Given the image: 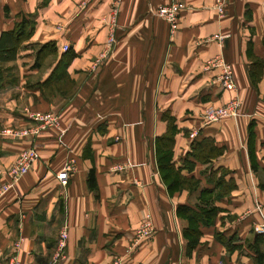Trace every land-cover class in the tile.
I'll return each mask as SVG.
<instances>
[{
    "label": "crops",
    "instance_id": "obj_1",
    "mask_svg": "<svg viewBox=\"0 0 264 264\" xmlns=\"http://www.w3.org/2000/svg\"><path fill=\"white\" fill-rule=\"evenodd\" d=\"M214 3L0 0V33L26 16L34 21L29 42L57 46L40 68L30 49L21 51L10 63L16 81L0 88V184L22 150L39 152L0 194V264H256V235L264 249V232L255 231L264 222V0H225L223 15ZM172 4L181 6L171 35L157 9ZM67 50L74 55L63 78L46 87ZM225 64L231 90L220 81ZM234 99L235 115L205 119L208 106ZM46 110L59 114V127L30 140L3 134L6 126L38 128L31 114ZM170 126L173 161L196 187L170 192L161 178L156 139ZM180 205L218 208L193 248ZM146 217L154 229L139 237ZM65 223L64 256L54 262Z\"/></svg>",
    "mask_w": 264,
    "mask_h": 264
},
{
    "label": "trees",
    "instance_id": "obj_2",
    "mask_svg": "<svg viewBox=\"0 0 264 264\" xmlns=\"http://www.w3.org/2000/svg\"><path fill=\"white\" fill-rule=\"evenodd\" d=\"M33 29L34 21L29 17L22 16L21 19L15 23L12 29L2 31L0 33V88L4 87L6 84L16 81L15 66L10 65V63L16 61L20 57L21 51L30 49L32 55L34 56L32 68H40L44 64L47 57L57 53V46L54 41H47L43 43L29 42ZM73 55L74 54L70 52V50L65 51L57 62L55 68L52 70L50 76L44 80L42 84L46 87L50 85H58L63 78L61 76L63 75ZM176 131L177 129L175 127L170 126L163 135L157 137L156 139L157 167L162 180L167 185L170 192L182 188H193L199 183V180L194 177L183 176L181 174V166L173 161L172 146ZM249 151L251 167L255 171H258V164L255 160L251 145ZM193 154L194 153L192 152V155ZM186 164L190 169L193 167V163L189 160L185 161L184 165ZM87 178L89 186L91 188L96 187L93 168L89 170ZM259 187L264 190V177L260 180ZM217 211L218 208L215 206H198L193 208L188 205H180L177 207L176 212L188 221V226L184 230V233L188 238L189 246L191 248L195 247L198 243L200 227L213 223ZM217 237L222 240L219 235H217ZM252 248H254L256 252L254 257L255 263L264 264V249L262 248L261 235H256L255 243H253Z\"/></svg>",
    "mask_w": 264,
    "mask_h": 264
},
{
    "label": "built area",
    "instance_id": "obj_3",
    "mask_svg": "<svg viewBox=\"0 0 264 264\" xmlns=\"http://www.w3.org/2000/svg\"><path fill=\"white\" fill-rule=\"evenodd\" d=\"M224 5H225V0L217 1L215 8L220 15L224 13ZM157 14L169 23L170 34L172 35L177 25L176 5L160 6L157 9ZM110 41L112 42L113 40L111 39ZM67 48L68 46L66 45L63 47L64 50H66ZM101 59L102 57L97 58L96 61L94 62V66H97L100 63ZM220 81L226 89L229 90L234 89L232 72L228 64H225L223 66V74L221 76ZM238 107L239 104L237 100L234 99L224 105L208 106L205 110L204 116L208 122L220 121L224 118L235 115L237 113ZM31 116L34 117L36 120L40 121L39 127L35 128L36 130L31 129L29 132L27 130L23 131V130L5 129L3 131V134L14 138L23 137L26 135H30L31 133L33 134L38 132L39 128H44L47 125H56L58 122L56 115L35 113V114H31ZM38 158H39V152L35 147L30 146L22 150L19 153L14 165L6 173H3L4 176L7 178V180L0 184V194H3L7 192L9 189H11L13 185L30 170L33 163ZM72 172H73L72 164L69 163L64 165L63 169L58 174V178L62 186H66L69 176ZM152 230H153L152 221L149 217H146V219L143 220L139 229L137 230V235L139 237H143L151 233ZM255 231L257 233H263L264 222L260 226L255 227ZM67 238H68V229H67V224L65 223L59 232V239L57 241V253L54 257V262L57 261L58 259H61L64 256L63 252Z\"/></svg>",
    "mask_w": 264,
    "mask_h": 264
},
{
    "label": "rangeland",
    "instance_id": "obj_4",
    "mask_svg": "<svg viewBox=\"0 0 264 264\" xmlns=\"http://www.w3.org/2000/svg\"><path fill=\"white\" fill-rule=\"evenodd\" d=\"M217 1L218 0H215V3H214V5H213V7H216V4H217ZM172 5H175V4H172ZM179 6H181L180 4H177L176 5V9L179 7ZM159 8V7H158ZM215 10H216V8H215ZM217 11V10H216ZM218 12V11H217ZM219 14V13H218ZM224 13H222V15H223ZM176 20H177V17H176ZM210 106H213V105H210ZM40 114H51V115H56L57 116V119H58V122H57V124L56 125H47V126H45L44 128H39L38 129V132H36V133H31L30 135H26V136H28L29 137V140H30V138L32 139V138H34L35 136H37V135H39L40 134V132L41 131H45V130H47V129H51V128H56V127H59L58 125H59V114L57 113V112H55V111H53V110H46V111H44V112H41ZM37 127H39V125L37 126ZM36 127H34V128H30V127H15V126H6L5 128H2V131H4L5 129H13V130H27V131H29L30 132V130L31 129H33V130H36L35 129ZM17 139V138H16ZM33 147H35L34 145H32ZM36 148V147H35ZM14 165V164H13ZM12 165V166H13ZM11 166V167H12ZM11 167H9V168H7L6 170H4V173H6ZM143 222V221H142ZM141 222V223H142ZM141 223L139 224V226H138V228L136 229V232H137V230L139 229V227H140V225H141ZM153 229H154V227H153ZM67 241V240H66ZM65 246H66V244H65ZM64 249H65V247H64ZM64 253V252H63ZM217 264H223V262L222 261H219Z\"/></svg>",
    "mask_w": 264,
    "mask_h": 264
}]
</instances>
